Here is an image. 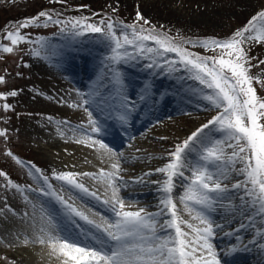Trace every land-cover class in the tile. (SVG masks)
I'll list each match as a JSON object with an SVG mask.
<instances>
[{"label": "snow or ice", "instance_id": "snow-or-ice-1", "mask_svg": "<svg viewBox=\"0 0 264 264\" xmlns=\"http://www.w3.org/2000/svg\"><path fill=\"white\" fill-rule=\"evenodd\" d=\"M51 2L66 4L67 0ZM49 25L59 26L62 33L71 31L74 36L85 31L101 34L111 52L104 86L109 93L116 89V110L121 112L118 121L125 131L137 101L125 93L119 68L122 64L144 62L143 67L153 76L164 74L178 82L193 81L195 86L186 91L205 102L206 110L215 114L171 149H165L160 157L165 161L162 166L126 179L123 165L129 162L128 157L104 140L110 133L106 123L94 116L100 106L93 107V93L72 90L76 99L68 103L61 98L57 102L86 115V120L77 126L84 138L74 142L92 150L102 165L107 162V167L77 171L73 170L77 168L75 163L65 164L66 170L53 169L51 175H46L7 150L6 156L26 167L36 184L33 187L16 183L0 170V192L19 195L26 209L18 213L7 203V195L0 196V215L19 216L23 225V231L15 234L7 246H40L58 264H222L221 254L230 256L241 249L234 244L222 253L218 251L214 241L219 234L235 235L237 242L244 245L243 250H247L239 231L246 224L255 226L257 218L264 222V97L258 95L255 86L264 88V69L252 74L253 68L264 65V59L249 55L253 44L264 45V10L229 38L203 40L169 36L139 12L132 24H125L110 17L89 22L84 16L63 18L62 13L40 11L8 30L3 36L8 43H0V51L12 54L21 44L38 45L30 54L41 58V53L50 48L49 42L45 37L33 39L31 33L22 34L21 30ZM197 48L213 54L201 55L192 50ZM6 83V77L0 75V85ZM143 89L140 103L149 98L152 85L146 83ZM20 91L0 92L3 112H14L7 101ZM112 116L109 112L108 118ZM0 137L7 142L10 129L0 128ZM233 175L243 179L232 182ZM152 176L157 179H147ZM136 184L155 186V211L121 195L122 189ZM177 186L183 191L174 197ZM236 193H240L238 211L246 215L238 228L226 231L228 219L235 218V210L231 217L225 216L224 223L215 220L212 213L225 209V202H232ZM86 201L95 204L89 206ZM178 202L182 208H178ZM96 205L109 214L95 211ZM258 234L264 238V224ZM260 247L264 248V243ZM0 259L14 264L7 257Z\"/></svg>", "mask_w": 264, "mask_h": 264}, {"label": "rangeland", "instance_id": "rangeland-1", "mask_svg": "<svg viewBox=\"0 0 264 264\" xmlns=\"http://www.w3.org/2000/svg\"><path fill=\"white\" fill-rule=\"evenodd\" d=\"M260 10H264V0H67L66 4L53 3L51 0H0V43H8L3 39L8 30H14L18 23L37 15L40 11L62 13L63 18L84 16L89 18V22H98L101 17L105 19L110 17L114 21L125 24H132L136 20V13L139 12L151 22L152 26L169 36L203 40L229 38L236 29L242 28ZM21 32L22 34L24 32L31 33L33 39L45 37L50 48L41 53V58L30 54L31 49L38 45L21 44L12 54L0 51V75H4L7 79L5 85H0V92L13 89L21 90L17 97H10L7 101L13 105L14 112H3L0 109V128L10 129V139L7 142L0 137V170L6 171L16 183L31 184L36 187L33 178L28 175V169L7 157L6 151L10 149L21 160L26 163L31 162L46 175H50L53 169L65 170L64 165L68 164L57 160V157L52 160L50 146L55 143L66 146L71 144L82 146L74 141L84 138L77 129L83 120L81 118L73 119L70 117L72 114L67 112L77 109H72L67 104L57 101L63 98L71 103L76 99V94L72 90H79L81 93L85 90L81 85L77 86L70 80L71 75L66 70L69 62L63 60L61 52L58 51L60 52L58 53L56 49L67 43L73 46L67 49L76 47L77 51L80 49L85 51V48H91L93 51L99 52L100 56L94 55V61H92L93 65H99L98 78L95 83L99 80L105 81V77L109 75L108 57L111 52L101 34L98 33L85 31L82 35L74 36L71 31L60 32L59 26L55 25H49L47 28L22 29ZM192 50L201 55L213 54L203 48ZM249 55L264 59V45L253 44ZM60 59L62 61L57 65ZM143 63L119 66L124 76L126 89L127 87L136 89L137 92L133 98L139 103L140 94L143 92V85L146 82L133 72L146 75L147 71L159 81V85L163 86V95L169 94L167 99L156 104L159 109L163 105H165L163 108H169V114L159 118L156 124L147 128L142 134L138 133L128 140L125 146L127 148L120 149L129 160L127 164L123 165L127 169V172L124 173L126 179L140 176L150 169L162 166L165 161L160 157L165 149H171L175 143L186 138L190 131L195 130L215 114L214 111L206 110L205 102L186 91L189 86H195L193 81L178 82L164 74L153 76L152 72L143 67ZM253 63L255 64L257 61L253 60ZM138 69L142 70L138 71ZM260 69H264V65H260V68H253L252 74L259 73ZM165 85L170 88H166ZM255 86L258 95L264 97V88L259 85ZM104 89L106 88L102 86L101 91ZM96 93L97 91L94 89L93 94ZM172 93H176V95ZM171 99L176 100L177 107L172 106ZM0 103H4V101H0ZM67 115L69 117L65 120L54 121V117L59 118ZM49 117L51 120L48 119ZM65 121L69 123H64ZM60 131L64 133L63 136ZM214 135L219 137L218 133H214ZM41 137H46V139L40 140ZM161 137L165 139H161ZM136 149L141 151L138 153ZM87 159L91 163L84 160L83 163L87 165H77L76 169L95 166V163L92 165L94 158L88 156ZM150 160H153L154 164ZM147 179L154 180L157 179V176ZM238 179L243 178L235 176L232 182ZM0 182H3V178H0ZM148 187L150 185H147L146 188L131 186L126 190L122 189L121 195L126 199H135L131 198L128 193L146 195ZM176 190L183 191L179 186ZM176 190L173 193L174 197L178 196ZM239 194L236 193L233 196L232 202L226 201V203L238 202L236 197ZM4 195L8 196L7 203L18 213L26 210L24 202L19 199L20 196L11 192H0V196ZM135 200H138L141 206L148 207L149 211L156 210L157 196ZM182 207L183 205L178 202V208ZM184 216L186 219L189 218L186 213ZM193 222L195 223V221ZM22 231L23 225L19 216L0 215V241H2L0 242V257H7L8 261L14 262V264L28 262L24 263L23 259H29L27 254H20L23 249H27L26 247L3 245L6 239L11 240L15 234ZM217 250L220 251L218 247ZM0 264H5V261L0 259Z\"/></svg>", "mask_w": 264, "mask_h": 264}, {"label": "bare ground", "instance_id": "bare-ground-1", "mask_svg": "<svg viewBox=\"0 0 264 264\" xmlns=\"http://www.w3.org/2000/svg\"><path fill=\"white\" fill-rule=\"evenodd\" d=\"M78 65H79V61H74L73 62V67H78ZM66 70H68V72L71 75V77H74L78 82H81L83 84V87L86 88L85 89V92L86 93H90L91 90L94 87H97V86L100 85V82H96L95 83L96 79L98 78L97 74H95L96 73V70L95 69H92L90 72H87L85 75H82V76H79V77H78V74H76L78 72L76 69L72 68V70H69V69H66ZM139 70H142V69H139ZM155 91H158V89L156 88ZM85 92H82V93H85ZM125 93L127 95L131 96V97H133V96L135 97V91L132 88H130V87H127ZM176 93H172V94L173 95H176ZM111 94L112 95H115L116 93H112L111 92ZM108 95H109V91L102 92L100 94V100L105 99ZM65 101L68 102V100H65ZM170 101H171V104H172L173 107H177L178 106V103L175 102L176 100L171 99ZM151 102L155 103V105H156L160 101L157 100V99H154ZM100 105L103 106V107H106V105L104 103H101ZM152 106H154V105H152ZM164 106L165 105L161 106V108H163ZM93 107H94V105H93ZM109 108L110 109H113V107H108V109ZM158 110L160 111V109H158ZM67 112H69V113L72 114L70 117H72L73 119H77V118L80 119L81 118L82 120H86V115L81 110L80 111L79 110H76V111H69L68 110ZM43 114H45V113H43ZM43 114H41V115H43ZM102 115H103L102 116L103 122H106V121L112 119V118H108V115H104V114H102ZM68 117H69V115H67L65 117H59V118L54 117L55 118L54 121H56V122L62 121V120H65ZM138 121H139V123L141 122V120H138ZM140 125L141 124L135 125V124L132 123V126L131 125L127 126V129H128L127 130V134H130L133 131V129H134L133 126L138 127ZM61 136H63V135H61ZM39 139L40 140H44V139H46V137H41ZM66 139H68V138H66ZM73 139H75V137H73ZM50 151L52 152L51 153L52 155L50 156L52 160L56 159L55 157H57V160H61V161L67 162L68 165H71V164L75 163L76 165L85 166L87 164H84L83 161L84 160H88L87 159L88 156H89V158L90 157L94 158V161L92 162V165H94V163H95V166L94 167H86V168H83V169H80V170H84V171H94V170H96L99 167H107V162L102 165L100 163V161L97 159L96 154L92 150L87 149L84 146H77V145L76 146H73V144H71L70 146H66V145H63L61 143L60 144L59 143H55L54 145H51L50 146ZM21 158H23V157H21ZM150 161L154 164L153 160H150ZM237 167H238V165H237ZM73 170H77V169H73ZM77 171H79V170H77ZM233 177H235V175H233ZM23 185H26V184H23ZM134 186L136 188H146V185H143V184H136ZM134 186H132V187H134ZM154 187H155L154 185H150V187L147 188V194L146 195L145 194H136V193H133V194L132 193H128V194H129V196L131 198H135V199H145L146 197H150V196L156 197L157 194H156V192L154 190ZM174 193H175V191H174ZM176 193L179 195L181 192L179 190H176ZM19 199L21 200V202H24L21 197ZM236 201H238V197H236ZM238 204H239V201L238 202H234V203H228V205L225 206V209H219L217 211V214L218 215H220V214H228L231 217L232 216L231 214L233 213L232 210H235V212L238 211V208H237V205ZM53 207H56V206L53 205ZM94 210L95 211H99V207L96 206L94 208ZM101 213L102 214H105V215H108L104 211H102ZM244 215H246V213L245 214H241L239 216V219L244 218ZM233 219L234 218H229L228 221H232ZM236 220L237 219H235L234 221H236ZM234 227H235V225H234ZM235 228H238V226H236ZM244 230L248 231L247 227H245ZM251 239H254V237H251ZM262 240L263 241H260L258 243V245H257L258 248H261L260 247V244L264 243V238ZM8 241H9V239L8 240L6 239V242H3L4 243L3 245L6 246V247H8L7 246ZM26 248L27 249H25V250L23 249L22 250V253H20L22 255L27 254V256L29 257L28 260H26V258H23L24 259V263L26 261H28L25 264H58V261H56L54 259H49L45 255V253L42 252V250H41L40 247L38 248L37 246H27ZM29 248H32V249H29ZM262 253H263V251H262Z\"/></svg>", "mask_w": 264, "mask_h": 264}]
</instances>
